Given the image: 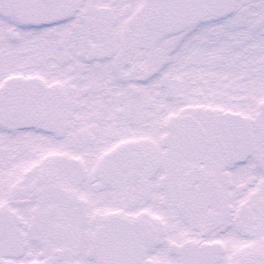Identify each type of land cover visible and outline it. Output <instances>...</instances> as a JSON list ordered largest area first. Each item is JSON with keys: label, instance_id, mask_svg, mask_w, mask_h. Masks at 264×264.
I'll return each instance as SVG.
<instances>
[{"label": "snow or ice", "instance_id": "1", "mask_svg": "<svg viewBox=\"0 0 264 264\" xmlns=\"http://www.w3.org/2000/svg\"><path fill=\"white\" fill-rule=\"evenodd\" d=\"M0 264H264V0H0Z\"/></svg>", "mask_w": 264, "mask_h": 264}]
</instances>
